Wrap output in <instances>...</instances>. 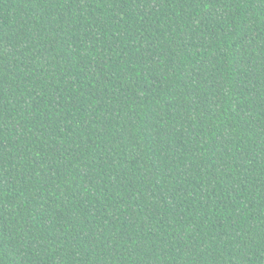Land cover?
I'll list each match as a JSON object with an SVG mask.
<instances>
[{"label": "trees", "instance_id": "obj_1", "mask_svg": "<svg viewBox=\"0 0 264 264\" xmlns=\"http://www.w3.org/2000/svg\"><path fill=\"white\" fill-rule=\"evenodd\" d=\"M0 264H264V0H0Z\"/></svg>", "mask_w": 264, "mask_h": 264}]
</instances>
